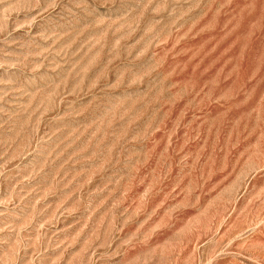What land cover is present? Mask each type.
<instances>
[{"label": "rangeland", "instance_id": "374dc122", "mask_svg": "<svg viewBox=\"0 0 264 264\" xmlns=\"http://www.w3.org/2000/svg\"><path fill=\"white\" fill-rule=\"evenodd\" d=\"M0 264H264V0H0Z\"/></svg>", "mask_w": 264, "mask_h": 264}]
</instances>
